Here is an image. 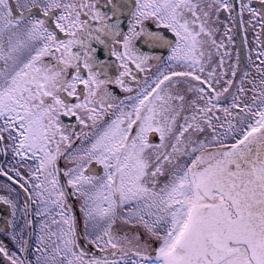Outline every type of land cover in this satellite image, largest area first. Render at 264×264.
I'll return each mask as SVG.
<instances>
[{
    "label": "snow or ice",
    "instance_id": "1",
    "mask_svg": "<svg viewBox=\"0 0 264 264\" xmlns=\"http://www.w3.org/2000/svg\"><path fill=\"white\" fill-rule=\"evenodd\" d=\"M0 264H264V0H0Z\"/></svg>",
    "mask_w": 264,
    "mask_h": 264
},
{
    "label": "flooded vegetation",
    "instance_id": "2",
    "mask_svg": "<svg viewBox=\"0 0 264 264\" xmlns=\"http://www.w3.org/2000/svg\"><path fill=\"white\" fill-rule=\"evenodd\" d=\"M241 40H242V33L237 36L236 47L241 49L242 59H244V58H246L247 47H251V44L249 43V45H247V46H242ZM249 40L251 41V36L249 37Z\"/></svg>",
    "mask_w": 264,
    "mask_h": 264
}]
</instances>
